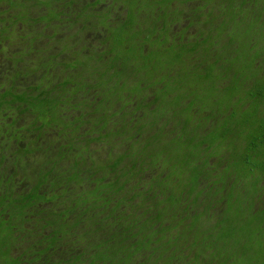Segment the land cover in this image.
Here are the masks:
<instances>
[{
  "label": "trees",
  "instance_id": "obj_1",
  "mask_svg": "<svg viewBox=\"0 0 264 264\" xmlns=\"http://www.w3.org/2000/svg\"><path fill=\"white\" fill-rule=\"evenodd\" d=\"M0 264H264V0H0Z\"/></svg>",
  "mask_w": 264,
  "mask_h": 264
},
{
  "label": "rangeland",
  "instance_id": "obj_2",
  "mask_svg": "<svg viewBox=\"0 0 264 264\" xmlns=\"http://www.w3.org/2000/svg\"><path fill=\"white\" fill-rule=\"evenodd\" d=\"M195 7H196V3H195V2H194V3L192 2L191 4H189V5L186 6V7L183 6L181 10L184 11V13H185V12H188V9H189V8H191V9H192V8L195 9ZM186 8H187V9H186ZM191 15H192V13H191ZM177 19H178V18H177ZM182 19H183V18H182ZM184 19H186V17H185ZM183 25H185V24H183ZM178 26H181V24H180V25H177V23L173 24V29L171 30V33L173 32V33H172L173 35L179 31V30H178ZM89 37H90V36H89ZM93 149H97V147H94ZM216 215H218V214H216Z\"/></svg>",
  "mask_w": 264,
  "mask_h": 264
}]
</instances>
